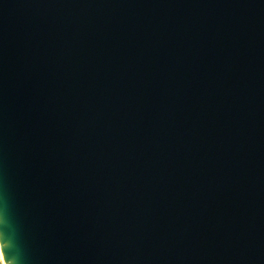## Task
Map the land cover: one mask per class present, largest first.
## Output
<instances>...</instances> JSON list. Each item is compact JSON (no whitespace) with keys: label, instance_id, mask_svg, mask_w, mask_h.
I'll return each mask as SVG.
<instances>
[{"label":"water","instance_id":"obj_1","mask_svg":"<svg viewBox=\"0 0 264 264\" xmlns=\"http://www.w3.org/2000/svg\"><path fill=\"white\" fill-rule=\"evenodd\" d=\"M7 264H264V0H0Z\"/></svg>","mask_w":264,"mask_h":264},{"label":"bare ground","instance_id":"obj_2","mask_svg":"<svg viewBox=\"0 0 264 264\" xmlns=\"http://www.w3.org/2000/svg\"><path fill=\"white\" fill-rule=\"evenodd\" d=\"M0 253H1V257H2V259H3L4 264H7V263H6V260H5V257H4V254H3V250H2L1 242H0Z\"/></svg>","mask_w":264,"mask_h":264},{"label":"rangeland","instance_id":"obj_3","mask_svg":"<svg viewBox=\"0 0 264 264\" xmlns=\"http://www.w3.org/2000/svg\"><path fill=\"white\" fill-rule=\"evenodd\" d=\"M0 264H4L3 259L1 257V253H0Z\"/></svg>","mask_w":264,"mask_h":264}]
</instances>
